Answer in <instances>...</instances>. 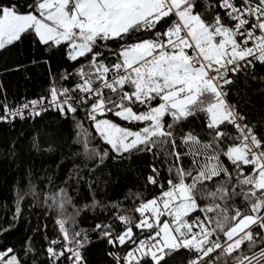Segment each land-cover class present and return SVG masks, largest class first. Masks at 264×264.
<instances>
[{
    "label": "snow or ice",
    "instance_id": "6c2138e0",
    "mask_svg": "<svg viewBox=\"0 0 264 264\" xmlns=\"http://www.w3.org/2000/svg\"><path fill=\"white\" fill-rule=\"evenodd\" d=\"M12 49L0 264H264V0H0Z\"/></svg>",
    "mask_w": 264,
    "mask_h": 264
},
{
    "label": "trees",
    "instance_id": "16d2710c",
    "mask_svg": "<svg viewBox=\"0 0 264 264\" xmlns=\"http://www.w3.org/2000/svg\"><path fill=\"white\" fill-rule=\"evenodd\" d=\"M19 52V49H12L10 52L0 53V69H2L4 64L13 65L20 59H27L26 50L23 57ZM0 83L5 86L10 95L26 94L31 97L46 86L47 77L42 67L32 68L27 74L19 72L5 74L0 71ZM9 136L10 132L7 126L0 125V203H3L5 200L10 203L13 197L14 185H16L17 182H23V168L22 166H18L20 162L17 161L16 163H12L9 159L5 158L3 152V148L7 146ZM126 184L127 182L121 179L120 187L116 189V192L111 194L116 195L117 192L123 190ZM32 219L33 222H35V217ZM25 227V224L21 222L18 230L7 236V241H18L21 236H23ZM90 257L94 264H106V257H104L103 254V245L94 246L90 250Z\"/></svg>",
    "mask_w": 264,
    "mask_h": 264
}]
</instances>
